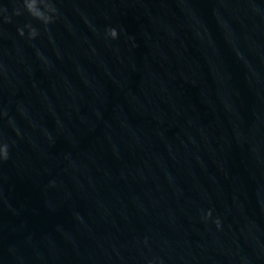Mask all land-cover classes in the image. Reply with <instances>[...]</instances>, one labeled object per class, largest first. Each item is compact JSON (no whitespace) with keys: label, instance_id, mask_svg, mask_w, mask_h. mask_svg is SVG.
Masks as SVG:
<instances>
[{"label":"water","instance_id":"obj_1","mask_svg":"<svg viewBox=\"0 0 264 264\" xmlns=\"http://www.w3.org/2000/svg\"><path fill=\"white\" fill-rule=\"evenodd\" d=\"M53 3L0 0V264H264V0Z\"/></svg>","mask_w":264,"mask_h":264},{"label":"clouds","instance_id":"obj_2","mask_svg":"<svg viewBox=\"0 0 264 264\" xmlns=\"http://www.w3.org/2000/svg\"><path fill=\"white\" fill-rule=\"evenodd\" d=\"M24 10L35 20L40 21L47 30V25L55 22L58 15V9L55 7L53 0H22ZM6 11V9H0V12ZM21 9H14V15H21ZM5 21L10 22L9 17H5ZM24 28L28 29V38L35 39L40 33L36 27L31 23L24 25ZM18 34L24 36L25 32L23 28L18 29ZM106 35L115 39L118 35L117 30L114 28H109L106 30ZM9 159V146L6 143L0 142V162L7 161ZM212 216V211L209 210L204 219H209ZM217 229L221 228V221L217 218L214 221Z\"/></svg>","mask_w":264,"mask_h":264}]
</instances>
